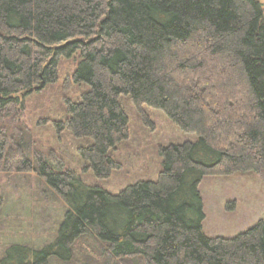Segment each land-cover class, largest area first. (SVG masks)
Listing matches in <instances>:
<instances>
[{
	"label": "trees",
	"instance_id": "trees-1",
	"mask_svg": "<svg viewBox=\"0 0 264 264\" xmlns=\"http://www.w3.org/2000/svg\"><path fill=\"white\" fill-rule=\"evenodd\" d=\"M61 58L76 59L67 82L87 90L58 126L86 140L77 152L96 178L119 166L110 153L128 134L121 96L196 139L160 147L156 179L112 194L57 157L34 165L22 144L7 150L0 127V170L36 171L65 203L49 240L0 243V264H264V216L235 236H207L198 190L209 175L251 171L264 183L260 3L0 0V115L55 82ZM85 239L95 257L77 244Z\"/></svg>",
	"mask_w": 264,
	"mask_h": 264
},
{
	"label": "rangeland",
	"instance_id": "rangeland-1",
	"mask_svg": "<svg viewBox=\"0 0 264 264\" xmlns=\"http://www.w3.org/2000/svg\"><path fill=\"white\" fill-rule=\"evenodd\" d=\"M257 1L264 14V0ZM75 68V58H61L55 82L24 97L19 95L22 106L9 116L0 115L7 150L15 151L22 144L24 156L34 165L36 155L44 160L57 157L63 170L87 185L115 194L135 181L156 179L161 166L160 147L196 139L195 134L182 132L161 110L142 106L138 111L128 97L121 96L128 134L110 153L119 166L107 177L96 178L77 152L86 140L58 126L67 116L68 103L79 101L87 90L85 85L67 82ZM198 190L204 213L202 229L207 236H235L264 216V183L254 172L204 176ZM0 193V243L41 245L56 233L65 203L36 171L0 170ZM77 244L93 256L86 248L91 241L79 240Z\"/></svg>",
	"mask_w": 264,
	"mask_h": 264
}]
</instances>
